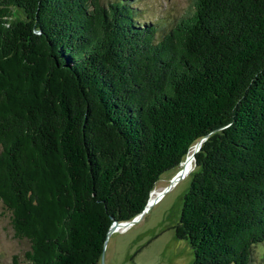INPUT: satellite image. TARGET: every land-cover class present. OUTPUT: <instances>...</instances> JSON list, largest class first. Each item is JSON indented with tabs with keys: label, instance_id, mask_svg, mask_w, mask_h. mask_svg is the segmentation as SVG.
Masks as SVG:
<instances>
[{
	"label": "trees",
	"instance_id": "trees-1",
	"mask_svg": "<svg viewBox=\"0 0 264 264\" xmlns=\"http://www.w3.org/2000/svg\"><path fill=\"white\" fill-rule=\"evenodd\" d=\"M132 0H0V200L23 256L98 264L204 138L175 236L192 264L264 245V0H193L167 31Z\"/></svg>",
	"mask_w": 264,
	"mask_h": 264
},
{
	"label": "rangeland",
	"instance_id": "rangeland-1",
	"mask_svg": "<svg viewBox=\"0 0 264 264\" xmlns=\"http://www.w3.org/2000/svg\"><path fill=\"white\" fill-rule=\"evenodd\" d=\"M132 3L138 7L139 21L152 24L157 22L161 32L167 31L193 7V0H132ZM184 161L185 157L177 167L163 172L154 190L159 192L167 186L171 178L184 167ZM192 164L191 171L140 218L108 235L103 263L99 261L98 264H192L193 251L188 240L177 238L174 230L184 193L189 189L191 175L196 170L193 160ZM28 248L29 242L26 239L14 236L11 213L0 200V264H11L14 255L22 257ZM254 254V264H264V245H257Z\"/></svg>",
	"mask_w": 264,
	"mask_h": 264
},
{
	"label": "water",
	"instance_id": "water-1",
	"mask_svg": "<svg viewBox=\"0 0 264 264\" xmlns=\"http://www.w3.org/2000/svg\"><path fill=\"white\" fill-rule=\"evenodd\" d=\"M204 138H201L200 140H198L194 145H193V151H192V154H191V157L193 158V160L195 159V152L199 150L200 146H201V142L203 141ZM181 163V162H180ZM183 173H182V170L179 171L178 173H176L170 180V183L165 186L161 191H159L155 198L153 200H151V195L152 193L154 192V188L150 191V194H149V198L145 205V207L143 208V210L141 212H139L137 215H134V217L130 220H126V221H117V220H113V222L111 223L110 226H108V230H107V233H106V240H107V237L108 235H110L113 231L119 229L120 227H125V226H128L130 224H132L133 222H135L138 218H140L157 200H159L161 198V196L166 192L168 191L178 180H180L182 177H183ZM105 240V241H106ZM105 241H104V244H103V249H102V252H101V255H100V262L103 263V259H104V247H105Z\"/></svg>",
	"mask_w": 264,
	"mask_h": 264
},
{
	"label": "bare ground",
	"instance_id": "bare-ground-1",
	"mask_svg": "<svg viewBox=\"0 0 264 264\" xmlns=\"http://www.w3.org/2000/svg\"><path fill=\"white\" fill-rule=\"evenodd\" d=\"M192 151H193V149H191V150L189 151V153L187 154V156H185V161H184L185 165H184V167H182V168L179 170V171L182 170L183 175H185V174H187L189 171H191V169H192V167H193V164H192V160H193V158L191 157ZM181 162H182V161H181ZM183 169H184V171H183ZM179 171H178V172H179ZM157 192H158L157 190H154V192H153L152 195H151V200H153V199L155 198Z\"/></svg>",
	"mask_w": 264,
	"mask_h": 264
}]
</instances>
